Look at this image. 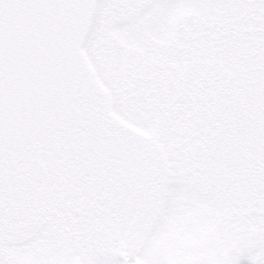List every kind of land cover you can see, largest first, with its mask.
<instances>
[{"label": "snow or ice", "instance_id": "obj_1", "mask_svg": "<svg viewBox=\"0 0 264 264\" xmlns=\"http://www.w3.org/2000/svg\"><path fill=\"white\" fill-rule=\"evenodd\" d=\"M0 264H264V0H0Z\"/></svg>", "mask_w": 264, "mask_h": 264}]
</instances>
